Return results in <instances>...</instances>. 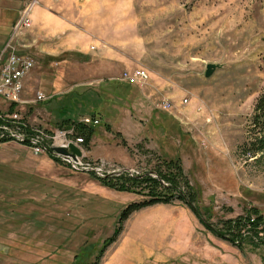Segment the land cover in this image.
Returning <instances> with one entry per match:
<instances>
[{"label": "rangeland", "instance_id": "1", "mask_svg": "<svg viewBox=\"0 0 264 264\" xmlns=\"http://www.w3.org/2000/svg\"><path fill=\"white\" fill-rule=\"evenodd\" d=\"M29 2L0 0L4 48L10 42L33 62L22 80L23 114L40 131L100 114L83 147L102 176L73 171L23 144L0 143V264L90 263L103 250L102 260L130 256V222L141 229L156 216L152 208L129 217L122 242L124 229L104 246L120 211L146 200L149 189L117 191L101 179L147 175L166 186L160 175L175 174L166 162L176 157L179 188L198 215L179 200L172 204L188 212L203 247L185 249L204 255L171 263L264 264V243L225 233L227 220H256L251 209L264 217V110L257 108L264 96V0H38L34 10L65 19V31L53 38L44 30L38 36L33 24L15 28ZM68 38L88 53L61 52L57 57L68 60L57 64L38 48ZM206 64L220 67L205 78ZM137 68L148 78L125 95L117 88L121 76ZM164 101L173 108L163 110ZM258 230L264 242V228Z\"/></svg>", "mask_w": 264, "mask_h": 264}, {"label": "built area", "instance_id": "2", "mask_svg": "<svg viewBox=\"0 0 264 264\" xmlns=\"http://www.w3.org/2000/svg\"><path fill=\"white\" fill-rule=\"evenodd\" d=\"M38 0H30L20 14L15 28H30L32 24V12ZM10 49V51H9ZM95 49V46H90ZM33 67V62L24 54L12 50L10 42L7 48L0 53V143L14 142L26 145L36 155L48 154L57 162L68 166L73 171H91L98 170L101 175L102 169L91 168L86 162L84 150V139L77 135L75 126L61 128L59 130H39L37 126L31 125L29 120L23 114L25 101L22 97V80ZM148 78V73L144 69H136L132 72L124 71L121 80L128 85L143 84ZM37 100L44 99L43 95L38 94ZM4 102V103H3ZM187 100H182L186 104ZM163 110H170L173 105L167 101L161 103ZM80 123L87 127H95L100 121L91 116L83 117ZM78 148L80 156H75L69 149L70 145ZM54 148H62L67 151L66 155L58 154L53 151ZM247 236V232L244 233ZM243 242V241H242ZM238 244V243H237Z\"/></svg>", "mask_w": 264, "mask_h": 264}, {"label": "crops", "instance_id": "3", "mask_svg": "<svg viewBox=\"0 0 264 264\" xmlns=\"http://www.w3.org/2000/svg\"><path fill=\"white\" fill-rule=\"evenodd\" d=\"M1 13L2 9L0 10V17L2 16ZM64 22L65 19L63 17L57 15L45 16L39 9H35L32 14L33 29L36 31V34H38V36L42 34L41 30L46 31L45 35L50 38L57 36L56 34L58 33H63L65 31ZM1 39L2 38L0 37V40ZM4 40H1L2 42L0 41V53L5 46ZM38 48L41 49L40 51L49 55L52 61H56L57 64L65 63L68 60L67 57L64 59H60L57 57V55H59L61 52L64 53V51L75 50L78 52L77 55H79V53L82 55H86L88 53L86 45L77 44V42H73L69 38L61 39L55 45H51V43H41ZM66 53L71 54L72 52ZM82 57L84 59L85 56ZM52 87L53 81L50 83V89ZM128 97L129 96L126 97V107L129 104ZM27 119L29 120V118ZM93 144L94 140H92L90 145ZM92 148L93 147H90L89 152L93 154L94 152L92 151ZM150 208L154 209V213H156V216L153 218V220L145 223L142 222L141 229L135 227L137 225L136 222L132 224V221L130 222V225H132L130 228V234H133L130 237V240H134L132 242V244L134 245L131 244L133 251L130 252V256H122L121 258H117L116 256H105L100 264H169L171 262H175L174 259L177 256L201 255L202 252L194 253L193 251H189V248L185 249L186 246L184 243L196 244L197 251L200 250V248L202 249L203 247L198 245L199 242L195 243L194 241L195 236L192 230V228H194V223L190 215L184 208L175 206L170 203L156 204L145 209ZM130 225L128 222L126 229H124L123 226L124 232L122 234L120 242L125 239L126 231ZM197 240L200 241L199 236L197 237ZM138 244L143 245L142 250L138 248Z\"/></svg>", "mask_w": 264, "mask_h": 264}, {"label": "trees", "instance_id": "4", "mask_svg": "<svg viewBox=\"0 0 264 264\" xmlns=\"http://www.w3.org/2000/svg\"><path fill=\"white\" fill-rule=\"evenodd\" d=\"M9 32L7 35V37L9 36ZM131 85H128L126 83H120L118 84V90H120L122 93H124L125 95L129 93L130 91V87ZM257 108L259 110H264V96L260 98V100L258 101V105ZM92 118H96L100 121L101 117L100 114H93L91 115ZM63 124H65L66 128H69L70 126H75L77 134L79 136H84L85 141L87 142L91 139L92 135H93V127H87L82 125L80 122H73V121H65L63 122ZM108 126V125H106ZM166 164L168 166H170L169 168L174 167L176 169L175 174H168L171 176H167V177H163L162 175H160L161 180H165L170 182L169 185L166 186H162L160 184V182L150 176L144 175V176H132L129 177L126 174H122V175H118L116 177H106L105 179H101V182L104 186L111 188V189H115L117 191H122V192H128L131 191L132 188L134 187H138L140 185H145L146 189H149V192H147V199L143 200V201H137V202H131L129 204H127L119 213L118 215V219H117V224H116V228L113 232V234L107 239L106 241V246H110L113 243H115L118 239V237L121 235L122 231H123V226L124 223L129 219V217L148 207H151L153 205L156 204H170L172 203L174 200H179L182 203H184L194 214L198 215L197 210L193 207L192 202L190 200V197H188L184 190L179 188V181L177 180L182 179L183 176V172L181 169V166L179 165V157L176 158H171L169 159ZM178 181V182H177ZM161 188L163 191H165V193L162 195L160 193L157 192V189ZM249 214H254L256 215V220H253L251 222L246 221V219H242L240 218H236L233 220H227V222L225 223V226H228L227 230L225 231V233H229L231 234L233 237H237L240 240H243V238H249V241L252 242L254 245L256 243H264L262 238H260L258 236L257 231L258 228H261V230H263L264 228V217L262 216V214H260L257 209H251ZM245 226V230L243 229ZM241 229H243V233L247 232V236H243L242 237V231ZM214 233L219 236L222 237L221 233L218 231H214ZM252 237H255L254 239H252ZM232 242V240H229ZM234 245V244H232ZM105 249V248H104ZM104 250L101 252L100 256L97 257V259L94 262H90V263H80V264H100L103 256Z\"/></svg>", "mask_w": 264, "mask_h": 264}, {"label": "water", "instance_id": "5", "mask_svg": "<svg viewBox=\"0 0 264 264\" xmlns=\"http://www.w3.org/2000/svg\"><path fill=\"white\" fill-rule=\"evenodd\" d=\"M219 67L220 66L216 64H206L205 71H204V77L209 78L215 72V70L218 69ZM69 149L75 156H80L79 150L74 145L71 144L69 146ZM53 151H55L58 154H62V155L67 154V151L62 148H54Z\"/></svg>", "mask_w": 264, "mask_h": 264}, {"label": "bare ground", "instance_id": "6", "mask_svg": "<svg viewBox=\"0 0 264 264\" xmlns=\"http://www.w3.org/2000/svg\"><path fill=\"white\" fill-rule=\"evenodd\" d=\"M96 171V170H95Z\"/></svg>", "mask_w": 264, "mask_h": 264}]
</instances>
